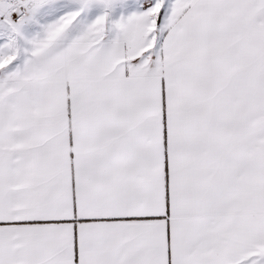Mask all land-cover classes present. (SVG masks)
<instances>
[{
	"label": "snow or ice",
	"instance_id": "6c2138e0",
	"mask_svg": "<svg viewBox=\"0 0 264 264\" xmlns=\"http://www.w3.org/2000/svg\"><path fill=\"white\" fill-rule=\"evenodd\" d=\"M0 264H264V0H0Z\"/></svg>",
	"mask_w": 264,
	"mask_h": 264
}]
</instances>
